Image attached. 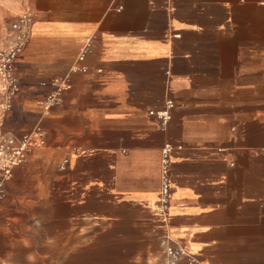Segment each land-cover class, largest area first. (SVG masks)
Returning <instances> with one entry per match:
<instances>
[{"label": "crops", "instance_id": "crops-1", "mask_svg": "<svg viewBox=\"0 0 264 264\" xmlns=\"http://www.w3.org/2000/svg\"><path fill=\"white\" fill-rule=\"evenodd\" d=\"M26 1L4 129L46 133L10 181L40 200L42 237L24 242L48 247L43 264H66L67 246L72 264H167L169 234L192 264H264V0ZM87 43V70L72 71ZM168 99L163 128L150 110Z\"/></svg>", "mask_w": 264, "mask_h": 264}, {"label": "built area", "instance_id": "built-area-1", "mask_svg": "<svg viewBox=\"0 0 264 264\" xmlns=\"http://www.w3.org/2000/svg\"><path fill=\"white\" fill-rule=\"evenodd\" d=\"M32 21V13L27 10L12 24L14 31L17 33L16 42L1 55L0 59V80L3 88V97L5 98L0 112V196L4 192L5 182L11 177L14 168L23 164L34 148L42 146L45 143L46 133L39 125L31 132L18 136L12 132L6 131L2 123V118L11 107L12 96L18 89L13 73V62L18 51L23 47L31 33ZM89 50V43H87L78 56L76 63L73 65L72 71L84 72L87 70L84 65L79 63L84 61ZM71 86L68 76L56 77L51 80V91L45 98L39 101L43 115L48 114L54 106L61 102L63 93L69 90ZM174 106V101L168 99L163 108L150 110V113L156 115L162 127L165 128L171 119V111ZM170 150L171 145L166 144L164 148L165 158L163 160L162 175L163 212L167 209L166 206L168 205L169 190L171 187L168 167V155ZM164 244L167 264H192L194 262V258L191 256L187 247L175 240L170 234L166 236Z\"/></svg>", "mask_w": 264, "mask_h": 264}, {"label": "rangeland", "instance_id": "rangeland-1", "mask_svg": "<svg viewBox=\"0 0 264 264\" xmlns=\"http://www.w3.org/2000/svg\"><path fill=\"white\" fill-rule=\"evenodd\" d=\"M27 9L26 0H0V59L1 55L16 42L17 33L14 31L12 24ZM0 94L1 109L5 101L1 80ZM11 111L12 108L8 111V115L2 118L3 127L6 129H8L7 124ZM13 173L6 180L4 192L0 196V250H2L3 254L11 253L13 255L14 253L15 255L12 257L15 264H43L41 255L48 247L38 243L26 245L24 242L25 238L36 240L42 237L41 203L38 199L33 204L32 200H28L29 202H27L26 198L11 196L10 181ZM24 187L25 184L23 185V190L19 188L18 191L25 193ZM16 238L23 239V241L12 245L11 239ZM73 254L74 247H65L66 264H72Z\"/></svg>", "mask_w": 264, "mask_h": 264}]
</instances>
